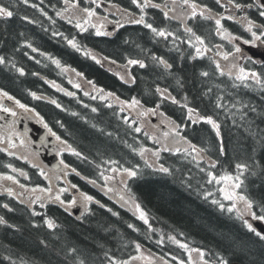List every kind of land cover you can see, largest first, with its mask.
I'll use <instances>...</instances> for the list:
<instances>
[{"label":"trees","instance_id":"1","mask_svg":"<svg viewBox=\"0 0 264 264\" xmlns=\"http://www.w3.org/2000/svg\"><path fill=\"white\" fill-rule=\"evenodd\" d=\"M0 3L14 13L0 17V87L18 96L37 89L56 99L59 106L40 109L56 130L61 132L65 123L62 134L79 153L71 165L83 178L72 175V180L102 203L91 205L83 220L51 205L47 210L55 228L48 229L31 221L25 204L12 200L7 209L0 202V264H109L111 253L132 252L138 244L165 255L182 243L203 250L213 261L264 264V242L229 211L214 180L227 175L239 179V191L252 202L256 216L264 217V81L260 87L251 88L248 82L237 87L238 81L218 74L212 59H199L196 52L145 54L154 46L143 44L136 29L129 36L123 27L115 36L97 37L92 30L80 33L49 7L47 20L37 6L28 7L23 0ZM28 12L37 19L33 25L25 18ZM33 45L49 52V58L34 55ZM90 51L119 64L136 60L144 66L131 63V81H125L91 60ZM63 65L130 107H158L181 127L186 125L183 135L202 147L211 163L159 145L121 106L95 100L89 91L81 95L84 101L75 102L38 76L64 82ZM166 81L180 85L166 87ZM166 89L177 105L165 96ZM193 110L211 117L218 128L193 122ZM125 169L136 171L124 185L145 211L140 223L103 196L106 177Z\"/></svg>","mask_w":264,"mask_h":264},{"label":"flooded vegetation","instance_id":"2","mask_svg":"<svg viewBox=\"0 0 264 264\" xmlns=\"http://www.w3.org/2000/svg\"><path fill=\"white\" fill-rule=\"evenodd\" d=\"M195 0H127L125 5L123 1H112L111 3L117 6H111L106 11L107 16L110 19L111 29L116 28L118 24L126 22L128 24L134 23L136 21L144 19L143 16V3L152 4L150 2H155L157 5L155 9V16L158 21H161L159 16L167 14L170 20L177 21V27L181 30L191 29V22H195L193 11L195 5H198L194 2ZM203 4H206L208 1L212 0H198ZM237 1L238 3H236ZM221 0L219 4L222 7L226 8V15L224 19H229L235 23V29L239 32L242 31V26L247 25L248 20H246L242 14L238 13V8L240 5L247 6V8L253 7L259 4V0ZM49 3V2H48ZM174 4L177 10V13H174L170 9V5ZM204 9V8H203ZM192 13V15H191ZM123 15L125 16L123 18ZM105 16V15H104ZM201 19L198 15L196 16ZM203 29L206 26L203 24ZM142 30H146L143 28ZM232 34V33H227ZM19 102V103H17ZM24 105L25 107H21ZM7 108L9 111H4ZM42 117L40 116L38 110L30 105V103H23L17 99L8 98L4 93H0V156L7 158L10 155L27 158L26 166L31 171H40L45 170L46 173H50V169L47 168L41 160V155L45 152H51L55 148L54 145L50 143V134L46 132L49 131V127ZM55 143V141H54ZM35 162H40L42 168H39L37 164L32 165ZM47 169H46V168ZM2 182L0 180V187ZM2 193H6L4 188ZM0 189V190H1ZM18 190L17 187H15ZM29 192L27 190L25 193ZM34 195H32V198Z\"/></svg>","mask_w":264,"mask_h":264},{"label":"rangeland","instance_id":"3","mask_svg":"<svg viewBox=\"0 0 264 264\" xmlns=\"http://www.w3.org/2000/svg\"><path fill=\"white\" fill-rule=\"evenodd\" d=\"M147 3H143V5H146ZM192 15V13H191ZM96 27L98 29H102V30H106L107 29V26L108 24H103L102 22H97L95 23ZM224 57H227L226 55H224ZM228 59V58H226ZM234 68V67H233ZM232 68V65L229 66V69H233ZM120 72H124L125 69L123 67H121L120 69ZM68 74H69V78L70 80L74 83V84H85V85H89L81 76H79L77 73L75 72H71L70 69H68ZM239 75H243L244 72L242 71H239L238 72ZM109 94H104L103 97L104 98H107ZM117 100V102H119V99L118 98H115ZM229 113H232L231 111H228ZM144 114V118L142 120H140V122L143 124V125H146L148 128H150L151 130H155V131H159V127L157 125L156 122H154L152 120V117L153 116H156L155 113L153 112H148V111H145V112H142ZM240 114V113H239ZM143 117V115H142ZM157 117V116H156ZM166 124H168L170 126V132H165V131H159V132H155V133H160V136L162 137L163 141H164V144L165 145H168L170 147H176V146H181V145H186L184 143V141L180 138L177 137V132H178V127L170 122H165ZM182 144H181V142ZM218 182L221 183V192H222V195L225 196L226 195H238L237 194V187L236 185L239 184V182H237L235 179L233 178H224V179H221L219 180ZM108 191L110 193H119L121 194L122 196H125L123 193H121V190H120V179L119 178H113V179H110L108 181ZM51 192V190H50ZM225 200L227 201H233V205H235V209L238 211V213L240 215H242L246 221L248 222V219H249V215L251 214L250 210L247 208L246 204L244 201H241L239 199H232V200H229V199H226ZM144 257L145 256H142V259L140 260L143 261L144 260ZM146 262L144 264H149L148 261L149 259L146 257ZM137 262V261H136ZM127 264H132V262H128ZM139 264V263H137ZM141 264V263H140Z\"/></svg>","mask_w":264,"mask_h":264},{"label":"bare ground","instance_id":"4","mask_svg":"<svg viewBox=\"0 0 264 264\" xmlns=\"http://www.w3.org/2000/svg\"><path fill=\"white\" fill-rule=\"evenodd\" d=\"M214 1V0H212ZM49 2V0H48ZM152 4H146V5H143L142 6V9H143V16H144V19H143V23H137L134 22V23H130V24H127L125 26V31H122L123 34H126L127 36L130 35V33L134 32V29L139 30V35L141 37V40L143 42V44L145 45H150L149 43L151 42L152 46H154V48H157L158 50L160 49L163 53L162 55L164 56H169V53L172 51L170 50V45H169V41L166 39V38H162L160 39V35H157L156 33L160 30H163L165 33H173L172 32V29H171V26L170 25H173V23L170 22L167 23L166 20L159 16V18L161 19V21H158V19L156 18L155 16V9L157 7V5L155 4V2H150ZM127 6H128V2L126 3ZM157 15V14H156ZM197 15L194 16V20H195V24L194 25H197L199 26V28L201 30H204L203 29V25L201 24V19H199L198 21V17H196ZM30 24L33 25V22L32 20H29ZM152 25L153 28H147V25ZM143 28H145L146 30H142ZM152 29H156L157 31L154 32ZM119 32L121 31L120 29L118 30ZM121 32V33H122ZM129 34V35H128ZM152 36V37H151ZM155 39V40H154ZM119 41L122 42V46H123V49L125 47V40L124 39H120ZM154 41V42H153ZM127 44V42H126ZM135 45H138V44H135ZM127 48L129 49L130 47L127 46ZM170 51V52H168ZM30 54V53H29ZM180 85V83L178 84H173L171 82H165V86L166 87H178ZM193 99L191 98V101ZM229 113V112H228ZM230 114V113H229Z\"/></svg>","mask_w":264,"mask_h":264},{"label":"snow or ice","instance_id":"5","mask_svg":"<svg viewBox=\"0 0 264 264\" xmlns=\"http://www.w3.org/2000/svg\"><path fill=\"white\" fill-rule=\"evenodd\" d=\"M25 3H27V0H24ZM133 2H135V0H133ZM185 3H187V0H185ZM85 11H88L87 9ZM195 11H193V16H195ZM14 15L13 11L10 10V8L8 6H5L3 3H0V17H12ZM89 15H93V13L89 12ZM143 18H141V20L137 21V23H143ZM217 23L219 24V21H217ZM79 27V25H77ZM147 27L149 28H152V25H147ZM154 32H156L157 30L156 29H152ZM188 31H191V29H188ZM100 34V33H98ZM157 35H160V36H164L165 35V32L164 31H159L157 32ZM255 35V34H253ZM197 40H200V37H197L196 38ZM203 41H201L202 43ZM69 43H72L71 41ZM73 47H75V44H73ZM239 50V49H237ZM227 58V57H225ZM0 63H3V58L0 57ZM129 63H132V64H137V63H140L139 61H136V60H131L129 61ZM140 66L143 67L144 65L142 63H140ZM22 71V70H21ZM204 75H207V73H204ZM255 75V74H253ZM243 78V77H241ZM5 96H7V93H4ZM35 95V94H33ZM11 98V97H9ZM19 103V102H17ZM137 103L136 101H133V104ZM21 107H25L24 105H20ZM4 111H9V109L5 108ZM191 111V110H190ZM207 122L212 124V126L214 128H218V125L215 124V122L212 120L211 117H207ZM45 127H47V125H45ZM137 131H139V129H136ZM53 135H55V133H52ZM57 139H59V137H57ZM76 155H79V153H75ZM238 167H243V166H238ZM163 171H168L167 169H162ZM125 171H128L127 169H125ZM130 175H135L134 172H130L129 173ZM41 175H44V173L42 172ZM9 179H11V177H9ZM230 179V177H229ZM236 187H239V184L236 185ZM11 194V192L9 193ZM226 199H229V200H232V199H239L241 201H244L247 208L250 210L252 208V202L250 200L247 199V197L243 196V195H226L225 196ZM87 199H91V197H87ZM4 207H7V205H4ZM233 207H235V205H233ZM232 209H229V211H231ZM35 214V213H34ZM252 215H255L254 213ZM141 218H143V213H141ZM260 219H264V217H259ZM3 219L0 218V223H3ZM47 225L49 228H52L54 227L53 225V222L51 220H47L46 221ZM247 223V222H246ZM248 227L252 230V231H255L254 229L251 228V225H248ZM257 235H260L259 233H257ZM262 239H264V237H261ZM182 247H186L185 245H182Z\"/></svg>","mask_w":264,"mask_h":264},{"label":"water","instance_id":"6","mask_svg":"<svg viewBox=\"0 0 264 264\" xmlns=\"http://www.w3.org/2000/svg\"><path fill=\"white\" fill-rule=\"evenodd\" d=\"M246 49L249 50L254 56H256V57L260 56L261 58L264 59V52H259L257 50L250 48V47H248ZM254 225L257 227V229L264 232V222H262L261 220H256L254 222ZM229 264H241V263L233 262V263H229Z\"/></svg>","mask_w":264,"mask_h":264}]
</instances>
